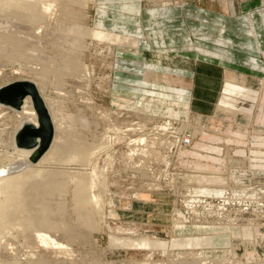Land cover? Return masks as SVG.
<instances>
[{
  "label": "rangeland",
  "instance_id": "1",
  "mask_svg": "<svg viewBox=\"0 0 264 264\" xmlns=\"http://www.w3.org/2000/svg\"><path fill=\"white\" fill-rule=\"evenodd\" d=\"M84 1V6L70 9L78 14L76 22L95 31L94 40H85L83 58L91 85L83 81L76 88L78 97H70L66 89L55 96L63 119L73 126L66 139L88 154L87 162L62 167L88 165V173L98 174L92 194L101 200L100 209L91 207V225H73L80 229L73 246L69 243L68 252H59L52 247L53 213L58 210L52 191L50 201L39 206L50 214L39 209L37 218L53 225L20 235V228L12 229L18 236L9 241L14 242L16 260L7 264H172L173 256L185 258L187 251L189 258L201 253L205 264L223 258L236 264H264L263 53L243 62L260 76L239 68L223 67L222 72L198 66L204 75L197 81L195 75L194 83L190 70L213 62L212 56L242 64L229 57L227 46L232 45L224 37L226 30L208 29L200 21L202 12L189 7L204 0ZM219 1L221 9L229 8L228 0ZM182 10L197 15L189 12L190 30L172 37L181 38L177 34L183 31L189 44L173 46L177 53L167 62L164 44L155 41L171 37L166 22ZM62 16L64 21L73 20ZM124 35L135 44L127 45ZM241 49L254 54L253 48ZM184 50L205 58H182ZM0 77V86L33 80L13 66L0 69ZM81 117L91 118L95 127L74 128ZM74 129L77 134L72 138ZM69 180L61 184L57 198L64 221H76L78 181ZM29 200L34 198L29 195ZM35 234L46 245L33 251ZM0 249V259H7L5 248Z\"/></svg>",
  "mask_w": 264,
  "mask_h": 264
},
{
  "label": "bare ground",
  "instance_id": "2",
  "mask_svg": "<svg viewBox=\"0 0 264 264\" xmlns=\"http://www.w3.org/2000/svg\"><path fill=\"white\" fill-rule=\"evenodd\" d=\"M83 1L0 0V69L13 66L33 77V80L25 79L18 82L32 83L36 87L54 131L48 147L39 136L34 148L22 146V144L30 143L29 139H32L30 134H24V127L26 125L40 127L39 114L34 106L32 96H25L20 107L0 103V248H5L7 256L5 260L0 259V264L16 260V254L12 247L14 242L9 243L11 239L18 238L17 235L12 234L14 231L17 232L16 229L20 228L17 232L20 235L25 230L37 229L40 226L43 231L44 226L53 225L46 218H37L39 206L45 204L47 199L50 201L52 191H56L54 207L58 209L53 210L56 212L53 213L56 231L51 235L53 238L52 247L59 252L64 253L65 250L68 252L69 243L73 246V236L80 231L77 226L73 227V225L77 223L83 227L86 224L91 225L89 218L92 216L93 210L100 205L101 200L94 193L92 194L95 172L88 173L91 172L87 169L88 165H83V168L80 169L62 167V165L70 167L73 162L85 163L87 162L85 155L88 154L83 146L70 141V138L66 139L67 129L73 128V126L70 127L63 119L55 96L56 93L66 89L69 91L70 97H78L76 88L82 86L83 81H86L87 87L89 84L91 85L83 58L86 50L85 40L93 39L95 31L76 22L79 21L77 20L78 14L70 9L74 5L82 7L87 4ZM62 15L69 16L73 20L64 21ZM127 42V45L135 44V39L130 38ZM5 86H0V89ZM75 124L78 125V128L89 125L95 127L91 118H78L74 122V128ZM76 134V129L74 132H70L72 138H75ZM19 136L20 139L23 137L20 141H18ZM46 136L47 133L45 138ZM69 179L80 182L76 183V200H74V202L76 201V205H74L77 213L76 221L71 218L67 219L69 221H64L65 217L62 218V216L65 215L61 213L63 207H60L61 203L57 198L59 189L63 187L61 184ZM29 195L34 198V201L29 200ZM35 198L37 199L35 200ZM91 207L95 208L91 209ZM40 210L45 215L50 214V212H48L49 214L44 213L47 210L43 207ZM37 221L43 222L39 225ZM86 237L90 239L91 245L95 246L91 235L88 234ZM31 239L33 242L31 241L32 248L30 250L34 251V249L43 248L46 245L39 234L33 235ZM185 253H183L185 258L181 256L182 258L179 260H176L177 255L173 256L172 254L176 258H173L174 261L171 260L172 264H205L204 261H207L201 253L193 258H189L191 254H188V251ZM226 259H211V264H233L231 260Z\"/></svg>",
  "mask_w": 264,
  "mask_h": 264
},
{
  "label": "crops",
  "instance_id": "3",
  "mask_svg": "<svg viewBox=\"0 0 264 264\" xmlns=\"http://www.w3.org/2000/svg\"><path fill=\"white\" fill-rule=\"evenodd\" d=\"M228 2L229 8L227 10H223L220 8L221 2L219 0H204L202 3L200 2L199 4L195 5L191 4L189 5V7L191 6L195 10L202 12L200 21H203L202 24H205L208 29L210 28L213 31H216L217 28H224V30H226V35L224 37L228 40L227 43L232 45L227 46V49L231 47V49L229 50V57H233L234 59L240 61L242 64L232 63V61L227 60L222 61L220 60L222 57L218 58L212 56V58L210 59H214V61L212 60L213 62L205 65H196L197 67L195 66L193 67L194 69L192 68L193 70H190L193 72V76L191 77L193 80L195 78V75L196 81L198 76L204 75L199 72L201 70L198 71V66L210 67L213 69L219 68L220 70H222V72H224L223 67L232 68L233 70L239 68L241 70H244V72L249 75H254L252 72H250V67L244 65L243 62L246 61V64H248L250 57L255 56L261 58L262 53L264 55V0H228ZM189 12L190 14H195V16L197 15V13L194 11L192 12L182 10L181 12L177 11L176 14H173V16L168 18L171 19L170 21L166 20V23L168 25L167 29L172 30V32H170L171 37H166L164 39L155 41L156 44H164L165 51L163 53H165V58L167 62L173 59V57H170L171 55H176L177 53L176 51L172 50L173 46H185L189 44V39L188 37H186V33H183V31L180 33V35L177 34L178 36H181V38L172 37L173 33H179L185 28L186 30L189 29L188 22L189 20H192ZM173 19L175 20V23L172 22ZM127 33L128 32H125V34ZM128 35L123 36V38L127 39L125 41H128L130 39L126 37ZM215 44L216 43H214L213 45ZM246 47H249L250 49L253 48L254 54L250 51H245L241 49ZM184 51L185 53H181L182 58L185 56L189 57L190 55H192L193 57L199 56L201 57V59L205 58L199 54H189V51ZM220 61L222 63H220ZM251 62L253 61L251 60ZM256 75L260 76L258 74H255L254 76ZM196 81L194 80V83H196ZM226 88H229V85H227ZM182 90L184 91V88ZM137 239L140 240L141 237L132 240ZM170 255H172V253ZM233 264L236 263L233 262Z\"/></svg>",
  "mask_w": 264,
  "mask_h": 264
},
{
  "label": "water",
  "instance_id": "4",
  "mask_svg": "<svg viewBox=\"0 0 264 264\" xmlns=\"http://www.w3.org/2000/svg\"><path fill=\"white\" fill-rule=\"evenodd\" d=\"M9 89H11L10 93H7ZM14 90H16L15 93H13ZM25 96H32L33 98L34 106L39 114L40 127L36 128L33 125H26L24 127V134H30L32 136V139H29L30 143L22 144V146H25L27 148H34L37 145V140L39 136L44 142H46V146L48 147L53 137L54 131L50 123V117L48 115V112L36 87L32 83L28 82H15L0 89V103H7L20 107ZM46 133L47 136L45 138ZM20 136L18 137V141L22 140L23 138L21 137L20 139ZM41 147L42 145L40 146V148Z\"/></svg>",
  "mask_w": 264,
  "mask_h": 264
}]
</instances>
